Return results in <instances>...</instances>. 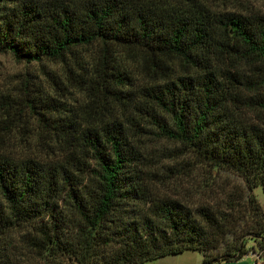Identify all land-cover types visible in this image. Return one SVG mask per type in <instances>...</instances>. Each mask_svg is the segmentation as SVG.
<instances>
[{
	"label": "trees",
	"instance_id": "trees-1",
	"mask_svg": "<svg viewBox=\"0 0 264 264\" xmlns=\"http://www.w3.org/2000/svg\"><path fill=\"white\" fill-rule=\"evenodd\" d=\"M91 46L97 64L78 67L77 83L93 98L125 100L131 116L110 107L84 126L50 121L44 160L0 152V264H144L185 251L219 264L247 255V241L262 249L252 191L264 195V17L197 0H0V53L14 61L63 62ZM119 49L143 62L147 80L120 69ZM140 123L242 186L193 205L145 197L128 142L145 132ZM18 227L29 229L14 246Z\"/></svg>",
	"mask_w": 264,
	"mask_h": 264
},
{
	"label": "rangeland",
	"instance_id": "rangeland-1",
	"mask_svg": "<svg viewBox=\"0 0 264 264\" xmlns=\"http://www.w3.org/2000/svg\"><path fill=\"white\" fill-rule=\"evenodd\" d=\"M197 1L214 12L264 17V0ZM115 51L112 56L120 69L133 80L148 79L142 61L136 64L123 50ZM99 56L98 48L91 46L77 50L63 62L42 60L26 64L14 61L9 54L0 53V152L14 161L26 157L44 160L49 146H52L46 126L51 124L50 121L69 120L84 126L90 124L94 114H106L110 107L128 119L131 114L125 100L115 102L111 96L101 94L93 98L74 77L82 74V70L90 73ZM239 65L247 74L245 63ZM178 70L181 74L179 66ZM253 83V79L247 81L246 88H252ZM28 101L33 102L37 108L35 112L42 114L47 122H40L41 118L28 110ZM8 108L11 110L6 111ZM260 114L259 117L264 119V113ZM140 125L145 132L139 136L129 135L128 142L138 154V164L134 166L142 172L137 174V183L146 190L145 197H167L193 205L207 202L214 196L218 198L221 190L231 191L235 186H242L239 177L214 173L199 163L187 147L158 137L156 130L147 124ZM252 194L264 214V195L260 188H255ZM140 207L145 209L144 205ZM28 229L18 227L10 232L14 246ZM250 249L259 253L261 264H264V247L258 248L253 241H247L245 250ZM222 252L224 249L220 247L217 253ZM63 263L67 264V261ZM144 264H201V256L197 251H185Z\"/></svg>",
	"mask_w": 264,
	"mask_h": 264
},
{
	"label": "built area",
	"instance_id": "built-area-1",
	"mask_svg": "<svg viewBox=\"0 0 264 264\" xmlns=\"http://www.w3.org/2000/svg\"><path fill=\"white\" fill-rule=\"evenodd\" d=\"M247 256L253 260L252 264H261L259 253L257 251L250 249L247 251Z\"/></svg>",
	"mask_w": 264,
	"mask_h": 264
},
{
	"label": "crops",
	"instance_id": "crops-1",
	"mask_svg": "<svg viewBox=\"0 0 264 264\" xmlns=\"http://www.w3.org/2000/svg\"><path fill=\"white\" fill-rule=\"evenodd\" d=\"M252 261L253 260L251 258H249L247 255H245L238 261L222 262V263H219V264H252Z\"/></svg>",
	"mask_w": 264,
	"mask_h": 264
}]
</instances>
